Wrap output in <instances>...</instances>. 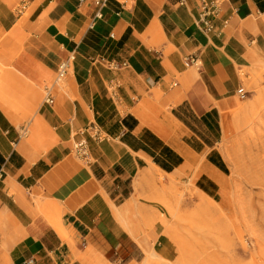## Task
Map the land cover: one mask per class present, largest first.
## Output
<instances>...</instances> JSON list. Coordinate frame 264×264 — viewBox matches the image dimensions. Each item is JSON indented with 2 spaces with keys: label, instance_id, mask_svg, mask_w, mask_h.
Segmentation results:
<instances>
[{
  "label": "crops",
  "instance_id": "crops-1",
  "mask_svg": "<svg viewBox=\"0 0 264 264\" xmlns=\"http://www.w3.org/2000/svg\"><path fill=\"white\" fill-rule=\"evenodd\" d=\"M97 10L0 0V264H144L145 248L171 262L166 229L146 226L153 178L215 201L228 183L214 120L246 93L240 73L264 67V0H108L94 21ZM91 123L101 139L83 134Z\"/></svg>",
  "mask_w": 264,
  "mask_h": 264
},
{
  "label": "rangeland",
  "instance_id": "rangeland-1",
  "mask_svg": "<svg viewBox=\"0 0 264 264\" xmlns=\"http://www.w3.org/2000/svg\"><path fill=\"white\" fill-rule=\"evenodd\" d=\"M240 75L246 94H238L226 108L236 123L239 108L264 107L259 102V97H264V67L245 68ZM214 123L221 133L219 148L229 167L221 197L215 206L209 202L203 206L204 198L192 189V182L183 190L176 184L159 187L164 179L158 174L152 182L155 190L148 198L159 205V213L146 226L153 229L160 222L166 229L176 246L171 264H264V112L254 124L240 121L242 126L232 130L227 142L222 113ZM213 134L218 135L216 130ZM181 245L188 251L182 257Z\"/></svg>",
  "mask_w": 264,
  "mask_h": 264
},
{
  "label": "built area",
  "instance_id": "built-area-1",
  "mask_svg": "<svg viewBox=\"0 0 264 264\" xmlns=\"http://www.w3.org/2000/svg\"><path fill=\"white\" fill-rule=\"evenodd\" d=\"M108 0H95L96 5L98 6V10L96 11L94 15V21L97 19H100L103 17L102 7L106 4ZM184 2L185 0H181ZM214 6L210 3H207L204 1L202 3V16L200 17L199 24L201 28L205 32H211L214 30V24L210 18L211 15H214L216 12ZM94 24H92L93 26ZM70 61L71 59H67L62 61L59 64L58 72H57V80L62 82L68 74L69 68H70ZM185 64L187 66H200V61L198 57L196 56H189L186 58ZM246 93H242V96H244ZM49 102H53L52 98H48ZM83 134H89L90 136H93L94 138L101 139L103 137V133L100 129V127L96 123H91L85 128V131H83ZM73 148L77 154V156L81 158H86L88 156V150H87V143L86 140L81 139L79 141H76L73 144ZM3 177V172H0V179ZM33 260H29L28 264H32Z\"/></svg>",
  "mask_w": 264,
  "mask_h": 264
},
{
  "label": "bare ground",
  "instance_id": "bare-ground-1",
  "mask_svg": "<svg viewBox=\"0 0 264 264\" xmlns=\"http://www.w3.org/2000/svg\"><path fill=\"white\" fill-rule=\"evenodd\" d=\"M259 102L262 105L264 103V97L260 96L259 97ZM220 107V111L222 113L223 116V131H224V140L227 142L230 139L231 136V132L234 128H239L241 127V123L243 120V125H251L255 123V119L259 118L261 116L262 111L264 112V107L263 108H255V106L249 108V109H245V108H239V120L237 119V123L235 120H231L230 119V113L229 111H227L224 106H219ZM242 119H241V116ZM251 115V116H250ZM206 202H209L211 205L215 206L216 201L212 198H209L207 196L204 195V204L203 206H206ZM58 225V224H57ZM58 227H60V224L58 225ZM168 233V231H166ZM145 252H146V258L144 261V264H171L169 261L161 258L160 256L155 255L152 251H150V249L148 250L147 248H145ZM179 252H180V256L182 257L184 254L186 255L188 253V251L185 250V246L181 245L179 247ZM190 255V253H189Z\"/></svg>",
  "mask_w": 264,
  "mask_h": 264
}]
</instances>
